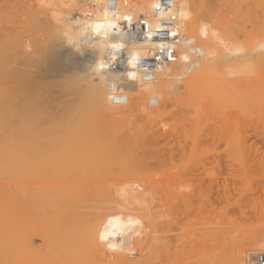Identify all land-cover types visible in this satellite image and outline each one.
<instances>
[{
  "label": "rangeland",
  "instance_id": "374dc122",
  "mask_svg": "<svg viewBox=\"0 0 264 264\" xmlns=\"http://www.w3.org/2000/svg\"><path fill=\"white\" fill-rule=\"evenodd\" d=\"M95 1L97 6L92 0H0V130L8 128L4 122L10 119L9 109L15 104L20 105L21 113L34 108V118L37 108L41 112L40 137L50 134V138L59 139L50 157L48 150L43 152L46 157H41L37 137V141L30 137L33 141H11L7 138L10 132L5 134L10 141H1V133L0 264L109 263V252L98 242L93 227L99 224L98 233L105 217L123 213L117 217L119 220L130 214L133 221L142 222L144 229L148 221L156 224L157 232L150 225L153 228L145 229L146 238L143 231V243L142 232L134 236L136 240L125 252L129 260L121 264H231L227 256L234 250L243 247L256 252L261 247L257 246L258 240L264 238V58L255 61L259 65L254 63V75L242 74L247 71L245 66L225 74L230 88L226 87L229 90L222 94L212 97L209 88L202 86L195 105L188 104L190 96L183 75L175 80L181 88L167 89L171 99H161L156 106L148 105V94L141 88L144 110L132 105L128 120L117 119L119 124L102 119L101 126L106 125L102 129L108 132L105 136L95 125L103 132L98 133L95 123L90 124L98 130L94 132L92 128L95 137L90 128L86 133L75 129L76 133L72 126L67 129L68 122L90 114L87 82L91 72L99 73L95 62L104 60L101 52L105 53V44L99 31L109 28V34L116 33L115 27L103 18L108 0ZM116 1L122 17L140 16L139 9L149 8L146 0ZM192 2L203 34L215 33L219 41L236 43L226 46L225 41L227 55L231 46H240L241 42L254 51V56H264L255 52L256 46L264 43V0ZM87 18L92 26L100 25L101 29L94 33L86 25L85 30ZM90 60L97 66L95 69ZM87 62L93 64V69L89 66L91 70H87ZM84 72H90L85 75L88 78H83ZM249 76L257 79L244 80ZM243 80L255 85L246 88L248 92L252 88L250 93L244 89L248 84L244 87ZM100 81L104 77L99 84ZM132 87L137 86H128L130 95L137 91ZM245 91L248 95L244 97ZM18 100H22L21 104ZM147 107L155 110L148 114ZM16 109L15 120L19 116L24 120L25 113L21 115ZM106 114L112 119L119 116L110 115L109 110ZM37 117L35 121L40 119ZM15 120L8 122L16 124ZM28 123L23 124L34 127ZM21 126L13 129L16 132ZM96 134L102 139L94 141L99 137ZM18 138L12 136V140ZM50 178L58 183L55 193L49 188L50 191L43 190V179ZM142 226L133 222L129 228L139 231Z\"/></svg>",
  "mask_w": 264,
  "mask_h": 264
},
{
  "label": "bare ground",
  "instance_id": "6f19581e",
  "mask_svg": "<svg viewBox=\"0 0 264 264\" xmlns=\"http://www.w3.org/2000/svg\"><path fill=\"white\" fill-rule=\"evenodd\" d=\"M110 1H113V0H108V3L110 2ZM177 1V3H178V6L180 7V9H181V11L183 12V16H182V19H183V32L184 33H186V35H188L189 33H190V35L189 36H187V38L189 39V41L187 42V43H185V45H186V49H184V54H183V56H182V58H181V61H180V63L178 64V65H175V66H170V67H168V68H166V69H164V70H161L160 72H158L157 73V75H156V77L154 78V79H152V80H144L141 76H140V79H135V78H130L131 76H132V74L133 73H137L134 69H131V70H129L128 71V73H126V75H127V78L130 80V83H128V86H137L135 89H137V91L136 92H134L133 94L134 95H130V92L128 93H124L125 94V97L127 98V103H125V104H115L114 102H113V100H111V99H109V97L110 96H112V92H111V84L113 83V82H116L117 80H118V78H119V73H117V72H114V71H111V68H110V66H109V61H108V58H109V54H110V51H111V48L112 47H114V45L118 42V41H122V38L124 37L123 35H120V36H117L116 34L117 33H112V34H109L108 35V37L105 39V38H103L104 39V46H103V50H102V48L100 49V52H101V50L102 51H104L105 53H103V52H101L103 55H104V57H105V54H106V57L104 58L103 56L101 57V58H103L104 60H98V61H96L95 62V64L97 65L98 64V66L100 67V65H101V67H102V65H103V68H102V70H99V69H101V67L99 68L98 67V69L96 68L97 66L94 64V62H93V60H90V61H92L93 62V64H94V69L95 70H98L99 71V73H97V72H91V73H93V74H95V75H93V74H91L90 72H84L85 74L83 75V78H88L87 76H85L87 73H90V75H89V81L87 82V84H89V86L87 87V89L89 88V90H88V94H90V96L88 97V100H89V103L90 102H92V104L90 103V109H91V111H90V114L89 115H84L83 117H81V119L79 118L78 119V121H75V122H68V124H69V126L67 125V129H70L69 127H71L72 126V129L74 128V131H83V132H87L88 131V128H90V130L89 131H91L92 130V126L90 125L91 123H92V125H93V123H95L93 126H95V125H99L98 127H99V129L101 128L102 129V127L103 126H101V125H103V122H102V119L104 120V121H108V120H110V123H111V121L112 120H116L115 122H116V124H119L118 122L119 121H121L122 120V122L124 121V120H128V118H129V114L131 113V112H129L131 109L130 108H132V105H134V106H137V107H139L140 109L142 108V111L144 110V107L143 106H141L142 105V103H141V98L144 96V94L142 93V90H141V88H144L143 90H145L146 92H147V94L148 95H145L146 96V99H147V102H148V105H150V106H156V105H158L159 103H160V101H161V99L163 100V102H166L167 100H170L171 98H170V93L169 92H166V90L168 89V91L169 90H178V89H180L181 88V86H180V84L179 83H176V81L175 80H177V78H179V77H181V76H185L186 77V80H185V87H186V89H187V91H188V94H189V96H190V100L188 101V104H192V105H195L194 103L195 102H197L198 100H199V97H201V92H200V90H201V87L202 86H206V87H204L205 88V90H207V88H209V95H215V94H222L223 92H225V91H228V90H226V87H228V88H230L229 87V84H227V81H229L228 83H230V80H227V77L225 76V74H227V73H230V72H233V71H235V70H239V69H241V68H243L244 66H246L247 64H248V62L249 61H251L252 63H256V62H259V61H257V60H261L262 58H264V56L263 57H261V56H254L253 55V52L254 51H252L250 48L248 49V47L246 46V44H244L243 46H242V44H241V42L239 43L240 44V46H238L237 45V47H242V48H244L245 49V53L243 54V55H238V56H234V55H232L231 53H230V51H229V54L227 55V52H228V50H227V52H226V50L224 49V43H228V41H219L218 40V35L216 34V36H215V33H213V34H208V36L207 35H205V34H203L202 33V29H201V26H200V23H199V21H198V19H199V17H198V13H197V11L195 10V3H193L192 2V0H176ZM90 3V2H89ZM88 3V4H89ZM91 3H93V6H97V2L95 1V0H92V2ZM118 3V2H117ZM147 3V2H146ZM87 4V3H86ZM88 6V5H87ZM92 6V5H91ZM109 6V5H108ZM119 6V5H118ZM147 7H149L148 6V4H147ZM119 11H120V13H121V9H120V7H119ZM152 12L149 10V8L148 9H145L144 11H139V12H137V14L138 15H142V14H151ZM134 15V14H133ZM134 16H136V15H134ZM86 24H83V25H85V30H86V25L88 26V29L90 28L89 26L90 25H93V23H92V21H86L85 22ZM91 30V29H90ZM91 32V31H90ZM188 33V34H187ZM191 33H193V35L191 34ZM195 34V35H194ZM247 34V33H246ZM251 34V33H250ZM217 37V40H216V38L215 37ZM255 36V35H254ZM84 38V37H83ZM118 38H120V39H118ZM86 39V38H85ZM227 39V38H226ZM83 40V39H82ZM85 41V40H84ZM230 41H231V39H230ZM239 41V40H238ZM77 43H80L81 44V42H77ZM236 45V43H233V44H230V45ZM238 44V43H237ZM260 44H261V42H260ZM78 45V44H77ZM229 45V43H228V45H226V46H230ZM234 45V46H235ZM79 47H81L80 45H79ZM77 48H78V46H77ZM230 48H232V49H234V48H236V47H230ZM80 49V48H79ZM231 49V50H232ZM230 50V49H229ZM137 52H141V53H147V44H140V45H134V48L132 49V52H131V54L132 55H135ZM145 55V54H144ZM254 57H256L255 59H254ZM258 57V58H257ZM94 59V58H93ZM254 60V61H253ZM94 61H95V59H94ZM102 62L101 64H99V62ZM256 61V62H255ZM261 61H264V60H261ZM262 63V62H261ZM93 64L91 63V65H90V63H88L87 62V65H86V67H87V70H91V68L93 69ZM257 65H259V63H256ZM89 66H91V68L89 67ZM85 67V68H86ZM90 68V69H89ZM244 69H245V67H244ZM101 71V72H100ZM240 71V70H239ZM103 72V73H102ZM101 73H102V76H100V79H102L103 77H104V81H102V83H101V81H100V84H99V75L98 74H100L101 75ZM92 75V78L90 77ZM95 78H94V77ZM12 77V76H11ZM98 77V78H97ZM245 77V76H244ZM16 78V77H15ZM250 78V79H249ZM13 79V81L15 80L14 79V77L12 78ZM11 79V80H12ZM249 80V81H253V82H255V80L257 79H255L254 77L252 78V79H255V80H251V77L249 76V77H246V79L244 78V80ZM83 80V79H82ZM243 80V81H244ZM17 81H18V79H17ZM249 81H244V83H243V86H244V84L245 85H247V87H245L244 89H246V88H248V86L250 87V85L251 84H249ZM86 82V80L83 82V83H85ZM162 83V84H161ZM251 83V82H250ZM12 84H16V82L15 83H12ZM12 84H10L9 83V85H12ZM160 84L162 85V87H159L160 86ZM255 84V83H254ZM13 86V85H12ZM103 86H105L103 89L101 88V87H103ZM230 86H231V84H230ZM252 87H254L253 85H251ZM25 88V87H24ZM106 88V89H105ZM133 87H132V89H134ZM200 88V89H199ZM203 88V87H202ZM130 89V88H129ZM199 89V90H198ZM243 89V90H244ZM249 89V88H248ZM248 89H246V91L248 92ZM254 89V88H253ZM106 90H107V92H106ZM131 90V89H130ZM250 90H252V88L250 89ZM249 90V92L248 93H250L251 91ZM246 91L245 92H243V93H245V94H243V96L244 95H248V94H246ZM132 94V93H131ZM200 95V96H199ZM205 95V94H204ZM217 95V96H218ZM203 96V95H202ZM205 96H207V94L205 95ZM213 97V96H212ZM215 97V96H214ZM219 97V96H218ZM245 97V96H244ZM91 100H90V99ZM22 101V100H21ZM21 101L19 102V100H18V102L21 104ZM15 102V101H14ZM19 103H16V104H19ZM150 103V104H149ZM23 104V103H22ZM24 104H25V102H24ZM127 104L129 105V106H127ZM91 105H92V108H91ZM23 106V105H22ZM190 106V105H189ZM11 107V106H10ZM19 107V109L18 110H20L21 108H20V105L18 106ZM15 104H13V106L11 107V108H18ZM94 107V108H93ZM136 107V108H137ZM8 108V107H7ZM9 109L10 111H12V112H10V119L9 120H4L5 122V124H7V125H5V127H7L8 126V128H6V129H8V130H10L9 129V126H10V128H11V126H12V129L10 130V131H8V132H4L6 129H4L3 131H1L0 130V136L2 135L1 133L3 132L4 133V135H3V139L1 140V141H5V139H7L8 137L9 138H11L10 140L11 141H18V142H21V141H33V139H34V141H37V139L39 140V141H41V157L42 156H44L45 155V157H46V153H47V156H48V154H50L51 153V151H53V149H55L56 147H57V145H58V141H59V139L58 138H55V137H53V136H51V137H53V138H50L49 136H50V132H48V134H46V135H48V136H43V137H40L41 135V131H39V130H41V127H40V129H39V125L41 124V112L40 111H38V109L36 108V111L38 112V115H35V118H34V110H32V109H34V108H32L30 111H32V112H30V111H28L29 109H28V107H27V109H25L26 111H28V113L30 114L31 113V115H29L27 112H24L25 113V116H26V118L28 119H26L25 118V116H23L24 117V120H25V122H22V121H24L23 119H22V117L21 116H19V119L21 120V122H20V120L19 119H17L18 121H16L15 119H16V117L18 118V116L16 115V113L14 112V114H13V111H15V109L14 110H12V109ZM24 108V107H23ZM22 108V109H23ZM110 108V109H109ZM134 108V107H133ZM18 110L16 109V112H18ZM24 110V109H23ZM24 110V111H25ZM39 110H41V109H39ZM93 110V111H92ZM107 110H109V113H110V115H114V114H119V116L117 117V118H114V119H112V118H109L108 116H107V114H106V111ZM155 109H152L151 107L150 108H148L147 107V112H148V114L149 113H152L153 111H154ZM6 111H7V109H6ZM34 111V112H33ZM20 113L19 114H21V115H23L24 113H21V112H23L22 110H20L19 111ZM37 112H36V114H37ZM8 113V112H7ZM6 113V115H8ZM27 113V114H26ZM94 113V114H93ZM129 113V114H128ZM11 114H13V115H11ZM18 114V115H19ZM33 114V115H32ZM40 115V116H39ZM95 115V116H94ZM12 116V117H11ZM14 116V117H13ZM29 116H31V117H29ZM38 116V117H37ZM94 116V117H93ZM5 117V116H4ZM36 117H37V119L38 118H40V119H38V120H34V119H36ZM96 117H97V120H96ZM98 117H101V121H100V118L98 119ZM11 118H13V120H15V121H13L14 123H16V124H11V123H9L10 122V120H11ZM32 118V119H31ZM94 118V119H93ZM30 119V120H29ZM117 119H119V121H117ZM121 119V120H120ZM131 119V118H130ZM26 120H27V122H26ZM34 122H33V121ZM91 120H92V122H91ZM96 120V122H93V121H95ZM9 121V122H8ZM79 121H80V123H79ZM100 121V122H99ZM6 122H8V123H6ZM12 122V121H11ZM28 123L29 125H34V127H29V129H27L28 127H26V126H24V124L21 126L20 125V123ZM37 122V123H36ZM113 122V121H112ZM122 122H120V123H122ZM2 123H3V121H2ZM19 123V124H18ZM71 123V124H70ZM73 123H75V124H73ZM77 123V124H76ZM99 123V124H98ZM101 123V124H100ZM11 124V125H10ZM28 124H26V125H28ZM35 124L36 125H38V127L37 126H35ZM105 124V123H104ZM109 124V123H108ZM112 124H114V123H112ZM19 125V126H18ZM76 125V126H75ZM80 125H81V127H80ZM82 125H84V127H82ZM90 125V127H88ZM15 126H17V127H15ZM22 127V128H20V130L18 129V131L20 132V133H22V134H24V136L23 135H21V137H20V135H18L19 133H18V131H16L15 132V130H17L16 128H19V127ZM24 126V127H23ZM41 126V125H40ZM85 126H87V127H85ZM97 126H95L97 129H98V127ZM106 126V125H105ZM105 126L103 127V129L105 130ZM36 127V128H35ZM80 127V128H79ZM107 127L109 128V126L107 125ZM0 128H1V126H0ZM3 128H4V126H3ZM15 130H14V129ZM24 128H26L25 130L26 131H28V132H31L30 130H35V132L34 131H32L30 134H27L28 132H26L25 130H24ZM31 128V129H30ZM49 128V127H48ZM47 128V129H48ZM83 128V129H82ZM87 128V129H86ZM96 128H93V130L95 129L96 130ZM112 128V130H113V127H111ZM36 129H37V131H36ZM75 129H77V130H75ZM85 129V130H84ZM98 129V130H99ZM100 129V130H101ZM102 129V131H104ZM14 130V131H13ZM21 130L23 131V132H21ZM48 130H51V128L50 129H48ZM87 130V131H86ZM93 130H92V135H94V137H95V134L93 133ZM94 130V132H97L98 130H96L95 131ZM99 130V134H102V133H100L101 131ZM106 130H107V128H106ZM12 131L14 132V133H12ZM71 133H73L71 130H69ZM78 131L76 132V133H78ZM11 132V134H13L12 136L13 137H18L19 136V138H20V140H19V138H18V140L16 139V140H12V136H10L11 134H9ZM25 132V133H24ZM105 132H107V131H104V134H102V136H105L107 133H105ZM9 134V136H7V138H6V136H5V134ZM33 133V134H32ZM47 133V132H46ZM14 134H16V135H14ZM99 134H96V136H98ZM18 135V136H17ZM29 135V136H28ZM31 135V136H30ZM36 135V136H35ZM38 136L40 137V139L38 138ZM101 136V137H102ZM24 137V138H23ZM26 137H27V139H26ZM28 137H30V138H33V139H30V138H28ZM36 137H37V139H36ZM100 137V135H99V137H97V138H95L94 139V141H99L98 139H102ZM26 139V140H22V139ZM0 139H1V137H0ZM9 139H7L6 141H10ZM1 143V142H0ZM26 147V146H25ZM34 148V147H33ZM45 150H48V152H46V153H43ZM58 150V149H57ZM52 154V153H51ZM53 156V155H52ZM48 157H50V156H48ZM47 157V158H48ZM48 164H49V162H47ZM53 162H51V164H52ZM55 164V163H54ZM53 165V164H52ZM42 167H43V165H42ZM49 167H50V165H49ZM52 167V166H51ZM55 166H53V168H54ZM48 168V167H47ZM42 170H44V169H42ZM53 171V170H52ZM49 172V171H48ZM42 173V172H41ZM47 173V172H46ZM50 173V172H49ZM56 173V172H55ZM44 175H42V177H43ZM50 176V175H49ZM55 176V175H54ZM54 176H52L53 178H56V177H54ZM45 177V176H44ZM48 177V176H47ZM46 177V178H47ZM53 178H50V179H48V180H46V179H43V181L45 180L46 181V183H43V184H45V186L43 187V186H41V187H43V190L45 189H47V190H51V192L53 191V190H57V189H55V188H57V187H55V185L56 184H58V183H54V182H57V181H55ZM42 179V178H41ZM51 179H52V181H53V184H52V181H51ZM42 181V180H41ZM48 182H50L49 184H51V185H49V186H47L48 185ZM53 185V188H50V186H52ZM57 186V185H56ZM49 188V189H48ZM59 189V188H58ZM41 190H42V188H41ZM42 190V191H43ZM49 190V191H50ZM60 190V189H59ZM58 190V193H61V194H63V192L61 191H59ZM49 191H47V193L48 194H50L49 193ZM54 193L56 192V191H53ZM45 196V195H44ZM50 196V195H49ZM52 196H53V194H52ZM57 196V195H56ZM60 197V196H59ZM68 197V196H67ZM69 198H71V196L69 197ZM43 199V198H42ZM51 199V198H50ZM54 199V198H53ZM57 199H58V197H57ZM64 199V198H63ZM72 199H73V197H72ZM77 199V198H76ZM75 199V200H76ZM45 200H47V199H45ZM49 200V199H48ZM47 200V201H48ZM68 200V199H67ZM79 200V199H78ZM50 201H52V200H50ZM77 201V200H76ZM75 201V202H76ZM80 201V200H79ZM45 202V201H44ZM57 202V201H56ZM56 202H55V204H56ZM50 203V202H49ZM77 203V202H76ZM79 203V202H78ZM81 203V202H80ZM60 205V204H59ZM136 205H138V204H136ZM141 204H139L138 206H139V208L141 207H143L142 205L140 206ZM42 206V205H41ZM44 206H46V205H43V207ZM74 206H75V204H74ZM138 206H136L135 207V205H134V207L135 208H137ZM42 207V208H43ZM46 207H48V206H46ZM65 207V206H64ZM70 208V207H69ZM71 208H73V206L71 207ZM77 208V207H76ZM76 208H74V209H76ZM49 209V208H48ZM55 209H57V208H55ZM46 211H47V209H45ZM53 210V209H52ZM67 210V209H66ZM65 210V211H66ZM109 210V209H108ZM112 210V209H111ZM44 211V210H43ZM68 211H69V209H68ZM114 211V210H113ZM55 212V211H54ZM67 212V211H66ZM119 212H122V211H119ZM118 212V213H119ZM52 213V212H51ZM68 213V212H67ZM106 213H108V212H106ZM116 213V212H115ZM118 213H116V214H118ZM46 214V213H45ZM44 214V215H45ZM49 214H50V212H49ZM49 214H46V215H48L49 217H51V215H49ZM66 214V213H65ZM67 215V214H66ZM69 215H70V213H69ZM115 217H114V216ZM113 215H108L107 216V219H106V217H105V220H106V222H104V225L99 229L98 228V232L101 230V229H104L105 231H108V230H118L117 228H113V225H116V226H118V227H124L126 230H128V229H131V228H129L131 225H132V223L135 221H133V219H132V216L129 214H126V216H125V218L124 219H120L119 220V218H120V215H123L124 216V213L123 214H120L119 216L117 215V217H119V218H117L116 217V215L115 214H113ZM42 216V215H41ZM48 217V218H49ZM62 217H65V216H62ZM69 217V216H68ZM71 217H72V215H71ZM71 217H69V218H71ZM66 218V217H65ZM64 218V219H65ZM72 218H74V217H72ZM47 219V218H46ZM60 220V219H59ZM148 220V219H147ZM151 222H152V220H151V218L149 219ZM56 221V220H55ZM70 221V220H69ZM146 221V220H145ZM48 222V221H47ZM57 222V221H56ZM55 222V223H56ZM68 222V221H67ZM53 223V222H52ZM58 223H59V221H58ZM103 224V223H102ZM59 225V224H58ZM148 225L150 226L151 224L149 223V221H148ZM153 225H154V223H153ZM153 225H151V226H153ZM47 226H49V225H47ZM53 226H54V224H53ZM52 226V227H53ZM101 226V225H100ZM144 226V225H143ZM141 227L140 228V230L141 229H143V230H139V233L140 232H142L141 233V243H143L144 242V239L146 238V236L148 235L147 234V230H148V228L150 229V228H153V227H155L156 226V224L153 226V227H147V228H145V229H147V230H145L144 229V227ZM147 225H145V227H146ZM95 227V228H94ZM93 227V232H94V234L96 235V237H97V231H96V229H97V227H99V224H97V225H95ZM132 227H134V226H132ZM54 228H57L56 226L54 227ZM136 228V227H135ZM138 228V227H137ZM53 230L52 228H49V230ZM139 229V228H138ZM155 229V231L154 232H157L156 230H157V228L155 227L154 228ZM146 232H145V231ZM46 231V230H45ZM54 231V230H53ZM135 231V230H134ZM138 231V230H137ZM143 231H144V235L143 236H145V238L142 236V234H143ZM236 231V230H235ZM234 231V232H235ZM92 231H91V233H93ZM208 232V231H207ZM206 232V233H207ZM51 233V232H50ZM151 233V232H150ZM153 233V232H152ZM151 233V234H152ZM198 233V232H197ZM214 233V232H213ZM218 233V232H217ZM220 233H222V232H220ZM232 233V232H231ZM145 234H147V235H145ZM150 234V235H151ZM201 234H203V233H201ZM234 234V233H233ZM239 234V233H238ZM148 236L149 237V240L152 242L153 240L151 239V236ZM155 235V234H154ZM153 235V236H154ZM207 235V234H206ZM211 235V234H210ZM92 236V235H91ZM152 236V237H153ZM199 236V235H198ZM208 236V235H207ZM217 236V235H216ZM221 236V235H220ZM225 236V235H224ZM234 236V235H233ZM41 237H43V236H41ZM95 236H94V238H96ZM210 237V236H209ZM241 237V236H240ZM260 237V236H259ZM45 238H47V237H44L43 239H45ZM94 238H93V236H92V239L94 240ZM137 238V237H136ZM143 238V239H142ZM221 238V237H220ZM236 238V237H235ZM238 238V237H237ZM236 238V239H237ZM42 239V238H41ZM120 239V237H117V240H119ZM133 239H134V236L131 234V231H130V234L128 235V236H125V237H123V240H124V245H125V250L126 249H129V247H130V245H132V243H133ZM139 239V237L137 238V240ZM154 241H155V239H156V237L154 236ZM164 239H165V237H164ZM134 240H136V239H134ZM140 240V239H139ZM148 240V239H147ZM163 240V239H162ZM221 240H223V238H221ZM227 240V239H226ZM230 240H231V237H230ZM234 240V239H233ZM97 241V239H95L94 240V242H96ZM149 241V242H150ZM165 241V240H164ZM220 241V240H219ZM224 241V240H223ZM239 241V240H238ZM148 242V241H147ZM148 242V243H149ZM169 242H170V240H169ZM221 242V241H220ZM219 242V243H220ZM225 242V241H224ZM243 242V241H242ZM153 243V242H152ZM226 243V242H225ZM224 243V244H225ZM231 243V242H230ZM95 244H97V243H95ZM151 244V243H150ZM166 244V243H165ZM164 244V245H165ZM221 244V243H220ZM222 244H223V242H222ZM246 244V243H245ZM149 245V244H148ZM153 245H155L154 243H153ZM230 246H231V244H229ZM233 245V244H232ZM261 246V247H258V248H256L255 250H259V252H264V238L263 239H259L258 240V243H257V246ZM97 246H99V244L97 245ZM226 246V245H225ZM167 247V246H166ZM222 247V246H221ZM228 247V246H227ZM245 247H246V245H245ZM100 249H101V247H99ZM165 248V247H164ZM103 249V248H102ZM120 251V252H109L108 253V256H110V257H107L106 259L107 260H109L110 259V262L109 263H107V261H106V264H121V263H123V262H126V261H128L129 259L127 258V256H125V252H127V250L126 251ZM228 250V249H227ZM234 250V249H233ZM258 250L255 252H253V251H251V252H249L250 251V248L248 249H245V248H240V249H237V250H234V252H231V254L229 255V256H227L228 258H227V260H228V262H230L231 264H249V259H250V257L253 255V254H255V253H257L258 252ZM224 252H225V249H224ZM230 252V251H229ZM107 255V254H106ZM116 256V258H115V256ZM112 256H114V258L115 259H111V257ZM220 257V256H219ZM109 258V259H108ZM113 258V257H112ZM218 263V262H217ZM216 264V263H215Z\"/></svg>",
  "mask_w": 264,
  "mask_h": 264
},
{
  "label": "built area",
  "instance_id": "2783aa9c",
  "mask_svg": "<svg viewBox=\"0 0 264 264\" xmlns=\"http://www.w3.org/2000/svg\"><path fill=\"white\" fill-rule=\"evenodd\" d=\"M108 5L111 10H119L116 0L110 1ZM173 9L177 13L175 18L161 19L160 28L155 29L154 24L159 18V12L163 10L168 13ZM180 12L181 9L176 0H162L161 9L154 13L120 16V22L114 29L117 36L124 37L111 48L108 58L111 71L120 75L118 80L111 84L112 95L119 96V104H125L128 101L124 93L129 91L130 80L126 75L129 70L134 69L139 72L144 80H152L161 70L180 63L186 49L185 43L189 41L183 32V19L178 15ZM140 44H147V53L140 55L137 62L133 59L134 55L131 52L134 45ZM249 264H264V252L253 254Z\"/></svg>",
  "mask_w": 264,
  "mask_h": 264
},
{
  "label": "clouds",
  "instance_id": "9594fccd",
  "mask_svg": "<svg viewBox=\"0 0 264 264\" xmlns=\"http://www.w3.org/2000/svg\"><path fill=\"white\" fill-rule=\"evenodd\" d=\"M146 2L149 6V10L153 13L156 12V10L161 9L162 0H146ZM139 11H144V9L141 8V9H139ZM176 15H177V13L175 12L174 9H173V11H170L168 13H165L163 10H161L159 12V18L156 19V23L154 24L155 29L160 28V26H161L160 20L161 19L175 18ZM178 15H180L182 17L183 12L181 11ZM120 16H121V13L119 12V10H111V9L105 7V10L103 12V18L109 22L111 27H116L119 24ZM90 27L94 33L101 29L100 25H95V26L90 25ZM109 33H110L109 28H104L103 30L99 31V35L105 39L108 37ZM255 52L260 53V54H264V43L257 45L255 48ZM230 53L234 56L243 55L245 53V49L242 47H236V48L230 50ZM144 54H146V53L137 52L133 56V59L138 62L140 55H144ZM102 67H103V65H102ZM245 67L247 68V71L242 73V74H244V75H254L255 74V64L254 63L249 61ZM130 78L140 79V73L139 72L133 73ZM109 99L113 100V102L115 104L120 103V98L116 94H113L112 96H110ZM134 223L136 225L142 226V222L139 219L135 220ZM113 228H117L118 230L105 231L104 229H101L97 233L98 242L100 244L104 245L109 252L124 251L125 245H124L123 237L128 236L130 231H131V234L133 236H139L140 235L139 231H132L131 229L126 230L124 227H118L116 225H113ZM117 237H120V239L117 240Z\"/></svg>",
  "mask_w": 264,
  "mask_h": 264
}]
</instances>
